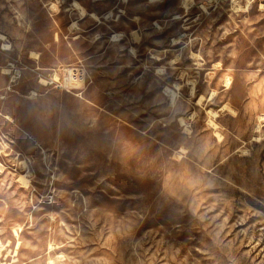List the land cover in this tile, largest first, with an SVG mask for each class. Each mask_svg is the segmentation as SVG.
Wrapping results in <instances>:
<instances>
[{"label":"rangeland","instance_id":"obj_1","mask_svg":"<svg viewBox=\"0 0 264 264\" xmlns=\"http://www.w3.org/2000/svg\"><path fill=\"white\" fill-rule=\"evenodd\" d=\"M187 1L0 0V264H264V0Z\"/></svg>","mask_w":264,"mask_h":264},{"label":"bare ground","instance_id":"obj_2","mask_svg":"<svg viewBox=\"0 0 264 264\" xmlns=\"http://www.w3.org/2000/svg\"><path fill=\"white\" fill-rule=\"evenodd\" d=\"M52 3V2H51ZM189 3H188V1L186 0V3H185V5L187 6ZM52 5V7H55L56 9H57V7L55 6V4H51ZM49 6V5H48ZM73 6L75 7V9H77V11L79 12V14L81 15V17H84L85 15H86V11H85V9L78 3V2H76V1H74V3H73ZM50 8V7H49ZM55 10V9H54ZM55 12V11H54ZM112 11H109V12H107L105 15H104V18L105 19H107V18H109L111 15H112V13H111ZM91 18H93L96 22H99V23H101V20H100V18H99V16H97L95 13H92L91 15ZM72 25H74V23L72 24ZM3 39H5V36L3 35V34H1L0 33V40H3ZM120 38H118V35L116 34V35H113V36H111V41H117V40H119ZM2 46H4L5 47V49H8L9 48V44L8 43H3V45ZM2 73L4 74V75H7V74H9L10 73V70L7 68V69H3L2 70ZM15 76V75H14ZM13 77V76H12ZM12 79V78H11ZM10 79V81H13V79L11 80ZM226 80V79H225ZM229 80L230 79H227L226 80V84H225V86L226 87H229ZM192 81V80H191ZM192 85H191V92L193 93V90H194V82H192L191 83ZM174 87L175 88H178V85L177 84H174ZM165 92L166 93H168L169 94V96H170V102H171V106H173L174 105V103H175V100H176V93H175V91L174 90H172L171 88H169V87H166L165 88ZM31 96H29V98H32L34 95H36V93H35V91H32L31 92V94H30ZM214 95V92H211L210 93V95H209V97H207V99H210V98H212V96ZM168 96V95H167ZM201 101H202V97H199L198 99H197V104H199V103H201ZM225 106H223L222 108H224ZM207 114H208V124H209V126L211 127V128H213L214 130H215V135L217 136V138H218V140H220L221 138H222V135L218 132V131H216V129H217V124L214 122V118L215 117H217V112L216 111H214V110H211V109H208L207 111ZM194 114L195 113H192L190 116H189V119H193V117H194ZM5 117V119L6 120H8L9 122L11 121V118L9 117V116H4ZM262 120H264V119H262ZM179 122H180V125L181 126H185L186 124H185V121H184V118H179ZM188 124V123H187ZM261 124V123H260ZM260 124H258L257 126H256V128L257 129H259L260 128ZM253 140H256V141H259L260 140V137L259 136H255L254 138H253ZM243 151H246V150H243ZM242 151V152H243ZM18 181H20L21 183H25L26 182V179H25V176L24 175H22V174H20L19 175V177H18ZM49 264H52V262L50 261L49 262Z\"/></svg>","mask_w":264,"mask_h":264},{"label":"built area","instance_id":"obj_3","mask_svg":"<svg viewBox=\"0 0 264 264\" xmlns=\"http://www.w3.org/2000/svg\"><path fill=\"white\" fill-rule=\"evenodd\" d=\"M47 84L48 83H55L57 86V80H52L47 78ZM87 74L86 70L83 67V65L75 66L73 68L68 69L66 72V76L63 78V82L65 84L74 83V84H85L87 82ZM60 86V82L58 84Z\"/></svg>","mask_w":264,"mask_h":264},{"label":"clouds","instance_id":"obj_4","mask_svg":"<svg viewBox=\"0 0 264 264\" xmlns=\"http://www.w3.org/2000/svg\"><path fill=\"white\" fill-rule=\"evenodd\" d=\"M124 132H125L126 137L128 138V141L130 143H134L135 141H134V138L132 137V135L127 130H124Z\"/></svg>","mask_w":264,"mask_h":264},{"label":"snow or ice","instance_id":"obj_5","mask_svg":"<svg viewBox=\"0 0 264 264\" xmlns=\"http://www.w3.org/2000/svg\"><path fill=\"white\" fill-rule=\"evenodd\" d=\"M262 7H264V5H262ZM129 151L130 152H134L135 151V145H130L129 146Z\"/></svg>","mask_w":264,"mask_h":264},{"label":"crops","instance_id":"obj_6","mask_svg":"<svg viewBox=\"0 0 264 264\" xmlns=\"http://www.w3.org/2000/svg\"><path fill=\"white\" fill-rule=\"evenodd\" d=\"M86 14H89V16H90L92 13H87V12H86ZM96 15H97V14H96ZM85 16H86V15H85ZM85 16H84V17H85ZM97 16H98V15H97ZM84 17H81V18H84ZM90 17H91V16H90ZM92 19H93V18H92ZM93 20H94V19H93ZM117 41H118V40H117Z\"/></svg>","mask_w":264,"mask_h":264}]
</instances>
